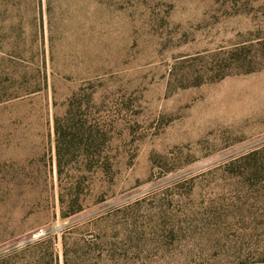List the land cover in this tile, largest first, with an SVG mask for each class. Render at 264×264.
<instances>
[{
  "label": "rangeland",
  "instance_id": "1",
  "mask_svg": "<svg viewBox=\"0 0 264 264\" xmlns=\"http://www.w3.org/2000/svg\"><path fill=\"white\" fill-rule=\"evenodd\" d=\"M40 12L39 37L34 2L0 0V258L46 230L62 264L61 232L78 224L99 264H264V0ZM79 89L120 124L116 185L61 221L53 117Z\"/></svg>",
  "mask_w": 264,
  "mask_h": 264
},
{
  "label": "trees",
  "instance_id": "2",
  "mask_svg": "<svg viewBox=\"0 0 264 264\" xmlns=\"http://www.w3.org/2000/svg\"><path fill=\"white\" fill-rule=\"evenodd\" d=\"M28 1L35 4L40 37L41 0ZM94 107L93 96L79 89L67 98L62 111L53 117L57 207L61 221L101 203L106 190L116 185L115 164L108 149L113 142V131L120 124L112 115L96 116ZM55 239L52 232L45 230L35 242L19 252L11 250L3 255L0 264H58ZM97 240L95 234L78 224L66 226L60 235L62 264H90L91 260L93 264H99L102 249ZM72 256L78 263L72 262Z\"/></svg>",
  "mask_w": 264,
  "mask_h": 264
}]
</instances>
